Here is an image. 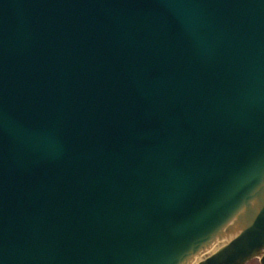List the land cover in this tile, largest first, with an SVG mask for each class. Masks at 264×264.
Returning a JSON list of instances; mask_svg holds the SVG:
<instances>
[{
    "label": "water",
    "instance_id": "1",
    "mask_svg": "<svg viewBox=\"0 0 264 264\" xmlns=\"http://www.w3.org/2000/svg\"><path fill=\"white\" fill-rule=\"evenodd\" d=\"M0 264H264V0H0Z\"/></svg>",
    "mask_w": 264,
    "mask_h": 264
}]
</instances>
